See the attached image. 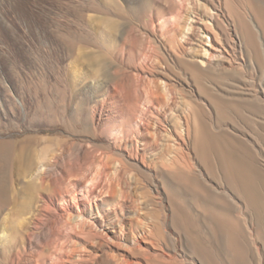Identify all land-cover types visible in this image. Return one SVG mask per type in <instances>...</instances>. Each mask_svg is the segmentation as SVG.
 Returning a JSON list of instances; mask_svg holds the SVG:
<instances>
[{
  "label": "rangeland",
  "instance_id": "374dc122",
  "mask_svg": "<svg viewBox=\"0 0 264 264\" xmlns=\"http://www.w3.org/2000/svg\"><path fill=\"white\" fill-rule=\"evenodd\" d=\"M263 5L0 0V264H264Z\"/></svg>",
  "mask_w": 264,
  "mask_h": 264
},
{
  "label": "bare ground",
  "instance_id": "6f19581e",
  "mask_svg": "<svg viewBox=\"0 0 264 264\" xmlns=\"http://www.w3.org/2000/svg\"><path fill=\"white\" fill-rule=\"evenodd\" d=\"M252 3H254V2H252ZM257 3L258 2H256V5H254V6H257L258 9H259L261 7V5H260L261 1L258 4ZM262 7H264V5ZM260 20L263 23V26L262 27H263V30H264V14L262 15V17H261ZM245 29H246V37H247V39L252 40V42H255L257 44L256 41H257V38L258 37H257V34L254 31L253 26H252V24H251L250 21H247L246 22ZM190 68H192V70L195 71V72H193V75H194L196 81L200 84V86L203 87V85H204L203 84V72L197 71V69L194 66H191ZM228 175L229 176H232V174H231L230 171L228 172ZM242 175L247 176V175H245V173L242 174ZM243 177H242V180H240V181L239 180L238 181H234L235 184H236V188L239 191V193L244 197V199L246 201V204L251 209H254L256 211H259L261 207L264 208V203H262V193H260L261 192V189L259 188V186H257V181H255L253 178H251V177L248 176V178L245 177V179H244ZM231 179H232V177H231ZM257 223H258V229H259V231L261 233L264 232V217H257ZM227 228H228V236H229V243H230V245L232 247H234V248L238 247V245H240V243H239V239H240V233H239L240 231L239 230L240 229L235 225V223H234L233 228L230 227L229 225H228ZM244 253H246V252L239 250L240 260L245 264L246 261L244 259H246V258H245V254Z\"/></svg>",
  "mask_w": 264,
  "mask_h": 264
}]
</instances>
